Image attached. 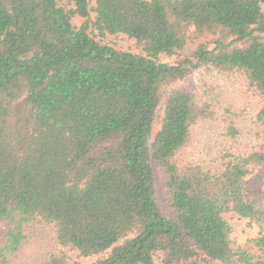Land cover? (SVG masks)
I'll use <instances>...</instances> for the list:
<instances>
[{
	"label": "trees",
	"instance_id": "obj_1",
	"mask_svg": "<svg viewBox=\"0 0 264 264\" xmlns=\"http://www.w3.org/2000/svg\"><path fill=\"white\" fill-rule=\"evenodd\" d=\"M200 70L260 100L247 131L179 86ZM259 167L264 0H0V264H264ZM228 212L260 224L256 253Z\"/></svg>",
	"mask_w": 264,
	"mask_h": 264
},
{
	"label": "rangeland",
	"instance_id": "obj_2",
	"mask_svg": "<svg viewBox=\"0 0 264 264\" xmlns=\"http://www.w3.org/2000/svg\"><path fill=\"white\" fill-rule=\"evenodd\" d=\"M95 5V1L93 2ZM92 18H95V14H92ZM74 25L80 26L83 23V20L80 18H75L73 20ZM92 32V31H91ZM97 40L103 41L119 50L130 51L133 53H140L136 43L134 41L128 40L123 36L115 38L102 39L101 37L95 36ZM195 50V46H189L184 55H191ZM177 57L174 58H162L163 63L173 64L177 61ZM205 77L209 83L211 91L206 94V89L203 88L201 79ZM179 86H184L191 91H194L199 97L205 96L213 102L215 105L216 111L219 113V117L222 120L232 121L234 120L238 125V128L244 131H247L245 122L248 126H251L257 111L262 106L260 100L250 93L246 87L245 81L239 76H230V77H220L217 75H209L205 70L195 71L185 82L181 83ZM163 114V111L161 112ZM231 115V116H230ZM233 116V117H232ZM224 122V121H223ZM215 125V124H213ZM213 127V126H212ZM216 127H214L215 129ZM212 133L213 131H209ZM213 141H210V138H205L202 146H224L225 143L217 141L215 138H211ZM227 145V144H226ZM225 145V146H226ZM230 146H238L234 143H229ZM257 143L250 140H245L243 145L245 146L242 149H249L251 146H256ZM157 180L159 184L158 189V198L164 210L170 212V195L165 186V174L160 169L157 168ZM264 174V167L255 168L253 174L249 177L252 179L256 175ZM226 219L233 228V237L236 243L239 246L249 249L252 253L257 252V248L251 242L257 238L260 232V224L251 221L250 219L241 218L234 212H228L226 214ZM9 226L6 222H0V243L3 242L5 233L8 231ZM83 264H89V261H84Z\"/></svg>",
	"mask_w": 264,
	"mask_h": 264
}]
</instances>
